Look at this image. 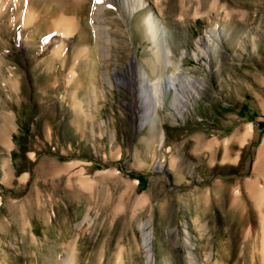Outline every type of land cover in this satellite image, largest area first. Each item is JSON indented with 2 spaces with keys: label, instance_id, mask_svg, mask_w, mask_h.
Here are the masks:
<instances>
[{
  "label": "rangeland",
  "instance_id": "rangeland-1",
  "mask_svg": "<svg viewBox=\"0 0 264 264\" xmlns=\"http://www.w3.org/2000/svg\"><path fill=\"white\" fill-rule=\"evenodd\" d=\"M51 1L0 0V261L49 264L76 238L79 264H115L119 252L144 264L148 221L154 264H186L187 249L201 264H260L264 0H164L171 63L142 24L154 0L132 13L105 0L100 47L52 31L61 15L77 17L55 18L56 3L90 16L100 0ZM37 18L46 39L28 31ZM130 65L152 81L179 71L203 85L182 116L168 91L140 125Z\"/></svg>",
  "mask_w": 264,
  "mask_h": 264
},
{
  "label": "bare ground",
  "instance_id": "bare-ground-1",
  "mask_svg": "<svg viewBox=\"0 0 264 264\" xmlns=\"http://www.w3.org/2000/svg\"><path fill=\"white\" fill-rule=\"evenodd\" d=\"M29 1L34 2L36 0H29ZM53 1H55V0H53ZM53 1H51L52 4H53ZM106 1L100 0L98 2H94V8H93L92 12L90 13V16H88V12L86 14L84 13L85 8H82V5H80L79 3H77L74 6L71 3H69V4H71L72 6H70L69 4L66 5L65 3H64V5L63 4L59 5L58 3H56L55 4L56 5V13H55V10L53 11L55 13L54 14L55 18L58 15L57 12L59 13L58 10H61V12H63V13L64 12L70 13L71 11H73L72 13L75 12L77 14V17H74V16L70 17L69 15H68L69 17H67V16L61 15L59 18H56L53 20V23H52L53 30L52 29L51 30L54 33L60 35V38H61V36H63V37L71 36V35H73V30H76L75 32H77V33L74 32L75 33V35H74L75 40L77 42H81V43L82 42H91L92 39H95L96 45L99 46L100 42H108V40H110L109 30L107 27L108 26L107 22H106V20H104V16L106 14V11H105ZM154 1L156 3V6H157L156 8H157L158 12L152 11L150 9H146V11H145L146 13L143 16L142 24L144 26L146 35L154 43V46L156 48L155 49L156 50L155 51L156 52L155 57H158L160 54H162L163 55V61L165 63H171V56H170L171 55V49H170V46L168 44V38H167L168 30H167L165 24L163 23L164 20L162 21V19L159 17V16H161L159 14V12H161L160 6L162 4H164L166 1L165 2H164V0H154ZM17 2H19V1H17ZM126 3H127L126 6L128 7L130 13H132V12L138 11L139 9H143L147 5V0H126ZM219 3L223 4L222 2H218V4ZM221 4H220V6L222 7ZM17 5L18 4L15 3V8L18 7ZM210 6H211V4H210ZM214 7H215V4H214ZM12 9H13V7H12ZM210 9H213V7L209 8V11H210ZM218 9H219V7H218ZM26 10L29 11L28 9H26ZM224 10L222 9V11H224ZM227 10H229V9H227ZM87 11H88V9H87ZM48 13H49V15L52 16V10H50ZM30 14H32V13H29V15ZM84 14L86 16H84ZM216 15H218L217 12H216ZM227 15H228V13H227ZM224 16H225V14H224ZM25 17H24V19H25ZM39 19L40 18H37L36 22L33 25L31 24L32 26H29V28L30 27L31 28L28 31L32 32V35L35 32L40 33L39 36H42L43 38H45V36H47L49 34V32H51V31H48V32H45V30L43 31V27L45 26V22H43V19L42 20L41 19L39 20ZM123 19H124V17H123ZM76 20L79 24L77 23L76 26H73L72 24ZM25 23L27 25L29 24V22L28 23L25 22ZM26 24H24V25H26ZM46 24H47V22H46ZM47 26L50 28L52 27L49 25H47ZM48 27L45 29L49 30ZM92 31L94 32L95 37L92 36ZM208 32L211 33V34L208 33V36L210 38L211 37L212 38H215V37L220 38L221 34H222V33L220 34L219 32H217L215 34L216 31H213V30L208 31ZM224 34H225V32H224ZM29 36H30V33H29ZM26 38H28V37H26ZM61 39H63V38H61ZM61 39H59V40H61ZM87 45H89V44H87ZM79 46H81V45H79ZM83 46H84V44H83ZM86 50L87 49L85 48L83 50V52ZM89 50L91 51L92 49H89ZM55 54L57 55V53H55ZM83 54H86V53L84 52ZM88 54H89V51H88ZM83 56H85V55H83ZM163 61H162V63H163ZM139 65H135V66L130 65L129 66L128 81L132 84L133 89L136 91V95L138 97V104L136 106L138 107V110H139L138 119H139L140 125L147 124L149 122V120L156 118L157 108H158V106H160L163 103L164 95L168 91L171 92V101H170L171 105L175 109L176 113H178L179 115L182 116V114L184 113V110L186 108L185 106H187V104H189L191 102V99H193L195 95L199 94V89L203 85V83L200 80H198L194 77H191L189 75H183L179 71H173V72H170L169 74H166V75L160 74L157 78V81L156 80L152 81L149 78V75L147 74L146 70H144V68L140 67ZM79 66H82V65L80 64ZM3 130L4 129L2 128V131ZM249 130H251L250 124L247 125L246 131H249ZM237 131L238 130H236V132L232 135L233 139L239 138ZM258 155H259V158L261 157L260 159H264V138H263L262 143L258 149ZM3 164H5V163H3ZM263 217H264V215H263ZM147 227H148V221H146L140 225V228L143 230V233H142V241L143 242L142 243H143V247H144V251H145L144 264H154V262L156 260L154 257V251L152 249V240L154 239V231L152 228H147ZM262 232H263V234H262V245H261V251L259 253L260 254L259 260H261L260 264H264V224L262 225ZM188 240H189V237H188ZM188 240H186V242H188ZM76 242H77L76 238H72L67 243H65L61 254L59 253L60 254L59 259H56L55 261H52L49 264H79V262H80L79 261V257H80L79 255H81V253L78 251V250H80V248L77 249V247H76ZM117 254L118 255L116 256V259L114 261L115 264H123L122 254L120 252ZM206 256L209 260L211 259L210 258L211 257L210 252ZM0 264H7V263L3 262L1 259ZM162 264H169V263L167 261H163ZM186 264H201L198 261L195 252H193L191 249H187ZM209 264H221V262L219 263L217 260H215V262L212 261Z\"/></svg>",
  "mask_w": 264,
  "mask_h": 264
}]
</instances>
